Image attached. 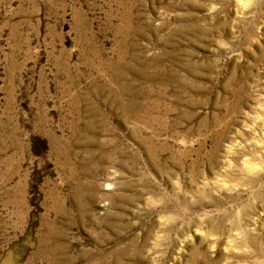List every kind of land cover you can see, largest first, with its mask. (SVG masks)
Returning <instances> with one entry per match:
<instances>
[{
  "label": "rangeland",
  "instance_id": "1",
  "mask_svg": "<svg viewBox=\"0 0 264 264\" xmlns=\"http://www.w3.org/2000/svg\"><path fill=\"white\" fill-rule=\"evenodd\" d=\"M264 264V0H0V263Z\"/></svg>",
  "mask_w": 264,
  "mask_h": 264
},
{
  "label": "water",
  "instance_id": "2",
  "mask_svg": "<svg viewBox=\"0 0 264 264\" xmlns=\"http://www.w3.org/2000/svg\"><path fill=\"white\" fill-rule=\"evenodd\" d=\"M0 264H17L14 262L13 254L10 252Z\"/></svg>",
  "mask_w": 264,
  "mask_h": 264
}]
</instances>
